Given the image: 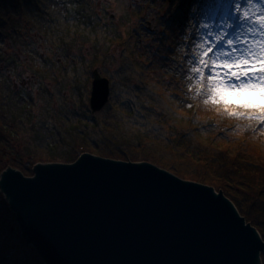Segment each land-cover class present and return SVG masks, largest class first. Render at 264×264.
Instances as JSON below:
<instances>
[{"label": "water", "instance_id": "95a60500", "mask_svg": "<svg viewBox=\"0 0 264 264\" xmlns=\"http://www.w3.org/2000/svg\"><path fill=\"white\" fill-rule=\"evenodd\" d=\"M109 92L92 69V113ZM31 170L4 168L0 192L44 264H262L258 230L211 185L89 152Z\"/></svg>", "mask_w": 264, "mask_h": 264}, {"label": "trees", "instance_id": "16d2710c", "mask_svg": "<svg viewBox=\"0 0 264 264\" xmlns=\"http://www.w3.org/2000/svg\"><path fill=\"white\" fill-rule=\"evenodd\" d=\"M171 18L172 22L166 18L165 27L162 28L163 33L168 34V37H170L168 29L175 22L174 17ZM101 20L103 17L99 14L98 3L93 0H0V69L8 70L5 76L0 72V80L9 85L7 75L19 66L28 67L34 75L37 71H50L47 61L56 63L51 59L48 60L42 53L32 50H30V55L20 57L15 52L11 53V48L6 49L2 41L7 40L9 44H14L20 41L19 38L23 34L31 33L35 41H49L51 45H54L56 55L65 59L69 57L65 43L74 44L78 38L95 31L96 28L102 29L99 25ZM102 34L105 36L102 42L95 39L91 41L95 49L91 58L101 57L102 62L90 64L91 60L88 59L81 63L79 61L82 56L77 57L79 61L76 64L87 65V74L90 77H92V69L96 66L100 69L105 68L100 63L106 59L112 60L104 48L109 41L117 38L118 34L116 32L110 34L102 32ZM130 35H133V32L129 31L127 38ZM176 45L174 39L165 48V54L171 56L174 61L170 60L172 64L170 69L168 67L165 70L159 68L158 75L154 76V81L157 83L156 88L144 85L135 67L134 56H126L121 60L119 69L112 72L99 71L101 76L104 74L103 76L109 79L111 88L108 101L99 112L91 113L85 102L84 108L80 106L76 110L70 109L64 113L63 123L58 124L57 114L44 119L42 122L43 130L46 129L44 133L51 134L53 140L55 139L50 142L53 143L51 147L48 142V149L52 153L46 156V161H44L68 163L74 161L84 151L114 159L149 161L181 178L209 184L216 190H222L235 204L245 221L258 230L264 241V128L256 125L255 121L230 118L226 114L217 113V106L205 105L201 102L191 103L185 97L186 76L182 71L183 65L186 66L187 49L178 52ZM122 48H124L123 52L132 51V47L124 44ZM35 58L38 60L36 61ZM148 60L150 65L154 61L152 57ZM143 62L146 64L145 61ZM66 64L73 65L71 62ZM129 72L133 75L137 74L135 80L137 82L127 86L119 83L120 87L114 90L112 84H118L116 79L122 73ZM21 87L19 86L21 91L13 92V94H17L15 102L17 107H20L22 103L24 108L28 104L25 101L33 100L32 97L25 95L24 88ZM40 88L43 99L51 97L53 92L50 89ZM62 88H64L63 85L59 87V89ZM54 90L57 89L54 88ZM13 94L9 99L13 97ZM188 104H191L190 108L186 106ZM25 114L27 115V111ZM19 116L22 118L20 114ZM171 117L173 123L170 127ZM13 118L17 121L15 115ZM146 118H149V123ZM115 121L139 128L142 135L150 140L152 148L157 150L156 158L147 156L146 148L144 152L147 154L137 152L135 147L127 153L124 147L117 145L114 135L108 137L102 132L99 139L94 137L99 124L105 127L108 123L112 124ZM191 124L198 126L189 128ZM249 124L252 127L247 130L242 127ZM194 132H200V134ZM78 135L83 142H75ZM201 139L203 140L200 142ZM127 145L129 147V144ZM249 149L262 150L261 161L249 157L247 154ZM224 153L232 156L228 161V167L215 171L219 163L218 158H222ZM4 156H7V152L0 154V171L11 166L26 176L32 175L31 168L35 161H21L15 155L13 157ZM168 156L180 160L188 158L186 160L195 163L199 168H180L171 162ZM260 257L264 264V252Z\"/></svg>", "mask_w": 264, "mask_h": 264}, {"label": "rangeland", "instance_id": "374dc122", "mask_svg": "<svg viewBox=\"0 0 264 264\" xmlns=\"http://www.w3.org/2000/svg\"><path fill=\"white\" fill-rule=\"evenodd\" d=\"M93 2L98 3L99 14L103 17V20L99 24L102 26V29L98 30L96 28L95 31L78 38L74 44L72 42L65 43L67 53L69 54L68 58L58 57L54 52V45H51L49 41H35L31 33L23 34L19 38L20 41L14 44H9L7 40L2 41L6 49L11 48V53L15 52L20 57L30 55V50H32L36 53H42L48 60L56 61V63L47 61V66H49L48 69L50 70L48 72L42 70L34 72V75H32L28 67L19 66L16 69H12L13 72L7 75V79L10 82L9 85L0 80V154L7 152V156L4 157H13L15 155L21 161H35L34 164L45 162V157L50 156L52 153L48 149L47 144L48 142L55 141V139L53 140L51 134L44 133V130H46H43L44 126L42 122L44 119L57 114L56 120L59 124L63 123L62 115L67 113L68 110H76L80 106L84 108L85 102L89 108L88 100L92 77L87 74V65L76 64L79 61L77 57L78 55L82 56L81 61H79L81 63L83 60L88 59L91 60L90 64L100 62L102 60L101 57L91 58V54L95 51L91 45V41L95 39L102 42L105 38L102 32L106 34L116 32L118 35L117 38L109 41L104 48V51L108 52L112 60L106 59L103 63H100L105 68L101 67L100 69L96 66L98 71L106 70L107 72H112L119 69L121 60L126 56L131 57L133 55L136 63L135 67L139 71L144 85L153 88L157 87L154 76L158 75L159 68L165 70L168 67L170 69L172 65L170 60L174 61L171 56L165 54V48L167 44L175 39L177 43L176 50L178 52L187 49V56H185L186 66L183 65L182 68L186 76L184 81L186 86L185 97L191 103H203L199 97H195V83L189 79L192 75L189 71L191 67L190 61L196 55V45L200 37L207 31L201 25L207 23L215 30L222 22L223 5L227 4L229 0H93ZM248 11L254 19L258 20L256 15L257 9L255 7L249 8ZM171 17H174L175 22L168 29L170 36L168 37V34L165 35L163 33L162 28L165 27L166 18L172 22ZM129 31L133 32V35L127 38L126 35ZM123 44L132 47V51L123 52ZM149 57H152L154 60L151 65L149 64ZM35 60L37 61L38 59L35 58ZM68 62L73 63V65H67L66 63ZM4 69L1 68L0 72L1 75L5 76L8 70ZM130 72L133 73V71ZM130 72L122 73L116 79L118 84H112L114 90L118 89L120 84L127 86L132 85L133 82H137L135 81L137 74L133 75ZM138 79L140 80V77ZM61 85L64 88L59 89ZM190 85L193 88V92H189L188 90ZM19 86H22L21 88H24L25 95L27 94L32 97L33 100L25 101L28 104L24 108L22 103V108L21 106L17 107L15 103L17 94L14 95L13 92L17 93L19 90L21 91ZM40 87L50 89L53 92L51 97L43 99ZM54 88L57 90H54ZM12 94L13 97L9 99ZM209 105L212 104L209 103ZM50 109L52 110L49 111ZM26 111L27 115L25 114ZM19 114L22 118H20ZM14 115L17 117V121L14 120ZM19 118L20 120H18ZM146 121L149 123V118H146ZM172 123L173 119L170 122V127ZM107 125L104 127L103 124H99L96 128V133L94 132V137L96 136L99 139L102 136V132L108 135V137L114 135L113 137L116 138L117 145L122 148L124 147L123 149L127 153L130 150H134L132 147H135L137 152L147 154L144 152L146 148L148 151L147 156L156 158L155 153H157V150L152 148L150 140L148 137L142 135L139 128L124 125L119 121H115L112 124L108 123ZM195 125L197 124H191L189 128H193ZM197 134H200V132ZM75 142L81 143L83 139L78 135ZM52 144L50 143V147ZM66 144L69 145L67 142ZM127 144H129L130 148ZM261 152L262 150L249 149L247 154L252 159L261 161ZM228 154L224 153L222 158H218L219 163L216 165L215 171L224 170L225 167H228V161L232 157L228 156ZM217 156L219 155L217 154ZM168 158L178 167L180 166V168H199L195 163L186 160L188 158L184 160L175 159L171 156H168ZM215 191L218 192L216 189ZM0 264H44L34 247L26 243L22 238L19 226L15 221V215L9 209L7 201L1 192Z\"/></svg>", "mask_w": 264, "mask_h": 264}, {"label": "snow or ice", "instance_id": "6c2138e0", "mask_svg": "<svg viewBox=\"0 0 264 264\" xmlns=\"http://www.w3.org/2000/svg\"><path fill=\"white\" fill-rule=\"evenodd\" d=\"M252 7L258 20L248 11ZM221 21L215 30L201 25L207 31L189 69L195 97L217 106V113L264 128V0H229ZM188 90L193 92L191 85Z\"/></svg>", "mask_w": 264, "mask_h": 264}]
</instances>
